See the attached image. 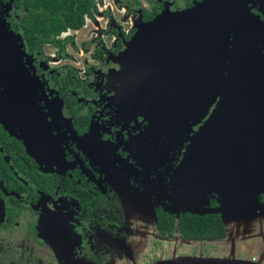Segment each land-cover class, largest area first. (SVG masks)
Listing matches in <instances>:
<instances>
[{"label": "flooded vegetation", "instance_id": "1", "mask_svg": "<svg viewBox=\"0 0 264 264\" xmlns=\"http://www.w3.org/2000/svg\"><path fill=\"white\" fill-rule=\"evenodd\" d=\"M203 1L0 0L33 78L24 105L14 107L19 119L5 113L10 121L0 122V264H153L192 250L199 253L189 257L264 264V189L249 210L224 221L212 180L199 178L191 209L176 208L170 196L187 144L184 119L160 126L141 101L121 98L127 43L159 15ZM239 1L234 26L251 29L264 54V0ZM79 13V27L54 33L56 16ZM185 214L214 216L225 237H184Z\"/></svg>", "mask_w": 264, "mask_h": 264}, {"label": "water", "instance_id": "2", "mask_svg": "<svg viewBox=\"0 0 264 264\" xmlns=\"http://www.w3.org/2000/svg\"><path fill=\"white\" fill-rule=\"evenodd\" d=\"M239 2L206 0L186 11L161 14L143 25L118 61L122 101H141L160 126L176 127L184 119V135H189L213 106L198 131L185 139L170 200L189 211L196 180L209 184L211 179L222 218L242 212L236 205L244 195L256 201L264 189V54L253 45L251 29L234 26L242 12ZM23 54L0 20V110L13 121L19 119L14 107L24 105L20 97L30 90L21 68ZM153 264L258 263L180 257Z\"/></svg>", "mask_w": 264, "mask_h": 264}, {"label": "trees", "instance_id": "3", "mask_svg": "<svg viewBox=\"0 0 264 264\" xmlns=\"http://www.w3.org/2000/svg\"><path fill=\"white\" fill-rule=\"evenodd\" d=\"M59 10L58 8V11ZM81 15L82 13L78 15L65 14L63 16H56V28L54 33L59 34L65 29L66 24L72 28L79 27L82 21ZM42 34L48 35V32L42 31ZM179 229L184 237L190 238L191 240L203 239L213 241L222 240L225 237L224 229L219 221L214 216L209 215L204 218H196V216L192 217L185 214L181 217Z\"/></svg>", "mask_w": 264, "mask_h": 264}, {"label": "rangeland", "instance_id": "4", "mask_svg": "<svg viewBox=\"0 0 264 264\" xmlns=\"http://www.w3.org/2000/svg\"><path fill=\"white\" fill-rule=\"evenodd\" d=\"M0 20H1V22H2V24H5L6 25V23H5V21H4V19H2V17H1V15H0ZM6 27V26H5ZM69 34H71V33H69ZM78 34H83V33H78ZM14 36V38H15V40L16 41H19L18 39H19V37L16 35H13ZM17 44L19 45V43L17 42ZM20 46V45H19ZM82 49L84 50L85 49V47H84V45L82 46ZM20 50H21V46H20ZM83 54L85 55V53L83 52ZM72 55L73 56H75V51L73 50V53H72ZM22 57H24V54H23V56ZM21 68H22V70H23V73L26 75V79L28 80V83H29V86H30V88L32 89L33 88V86H32V79H31V76H30V74L23 68V62H22V58H21ZM212 109H213V106H211L208 110L209 111H212ZM210 115V112L209 113H207L206 112V114L204 115V117L202 118V120L206 117V119L208 118V116ZM205 119V120H206ZM7 120H9L10 121V119L5 115V113H3V111L2 110H0V122L1 123H4V125L5 124H8L7 122H9V121H7ZM201 120V119H200ZM200 120H198L197 122L199 123L200 122ZM204 120V121H205ZM7 121V122H6ZM203 121V122H204ZM203 122H202V124H203ZM198 123H196V124H198ZM195 124V125H196ZM202 124L198 127V129L202 126ZM194 126V125H193ZM11 129V128H10ZM198 129H197V131H198ZM196 131V132H197ZM195 132V133H196ZM193 134H194V132H193ZM186 137L187 138H189V137H191V136H189L188 137V135H186ZM185 137V138H186ZM177 184H179V181L177 182ZM196 185V182L194 183V186ZM177 187H176V185L173 187V189H176ZM251 203H253V202H251V199H250V196H243L242 198H240L239 200H238V202H237V205L236 206H241V207H243V208H245V211L244 212H246L247 210H249L250 208H251ZM242 213V212H241ZM226 217V216H225ZM223 218L224 219V221L225 220H227L228 218ZM227 249L229 250V248L227 247ZM206 251H208V250H206ZM198 253L199 252H197L196 250H192V251H184V252H177L176 254H175V256H166V257H168V259H171V258H175V257H178V256H192V255H195V256H197L198 255ZM200 256L201 257H212V258H215L216 256H210V254H208V255H206V254H204V252H203V254H200Z\"/></svg>", "mask_w": 264, "mask_h": 264}, {"label": "crops", "instance_id": "5", "mask_svg": "<svg viewBox=\"0 0 264 264\" xmlns=\"http://www.w3.org/2000/svg\"><path fill=\"white\" fill-rule=\"evenodd\" d=\"M250 219V218H249ZM224 220V219H223ZM243 246L242 244L240 245V247Z\"/></svg>", "mask_w": 264, "mask_h": 264}]
</instances>
